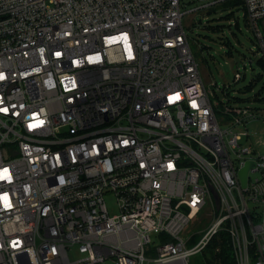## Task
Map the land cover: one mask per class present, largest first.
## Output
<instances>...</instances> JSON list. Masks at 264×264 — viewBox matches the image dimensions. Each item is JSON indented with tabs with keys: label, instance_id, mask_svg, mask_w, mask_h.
<instances>
[{
	"label": "built area",
	"instance_id": "built-area-1",
	"mask_svg": "<svg viewBox=\"0 0 264 264\" xmlns=\"http://www.w3.org/2000/svg\"><path fill=\"white\" fill-rule=\"evenodd\" d=\"M228 1L0 0V264H189L220 233L264 264V154L242 145L264 111L220 124L183 25ZM240 1L264 63V0Z\"/></svg>",
	"mask_w": 264,
	"mask_h": 264
},
{
	"label": "rangeland",
	"instance_id": "rangeland-1",
	"mask_svg": "<svg viewBox=\"0 0 264 264\" xmlns=\"http://www.w3.org/2000/svg\"><path fill=\"white\" fill-rule=\"evenodd\" d=\"M207 1L209 0H182V10L198 8ZM237 8L230 6L225 9L224 5L219 4L210 9L209 15L208 10H199L183 18L189 45L198 63L204 86L208 92L214 93L215 101L220 104L216 114L220 124L226 118L223 115L225 107L264 111V74L257 64L259 54L254 33L243 17L241 8ZM232 12L233 15H230ZM207 20L212 21V26H221L222 29L215 31L206 27ZM258 25L262 28V21ZM228 48L232 53L226 55ZM237 71L245 77L235 82L234 74ZM244 130L248 137L243 138L242 145L253 147L256 154H264V147L257 145V142L264 141V117L250 121ZM106 204L110 216L118 215L112 197L106 198ZM208 224L210 221L200 216L186 226L181 236L185 239L190 237L189 246H192ZM153 240L156 244L157 239L154 237ZM189 264H204L202 253L192 256Z\"/></svg>",
	"mask_w": 264,
	"mask_h": 264
},
{
	"label": "trees",
	"instance_id": "trees-1",
	"mask_svg": "<svg viewBox=\"0 0 264 264\" xmlns=\"http://www.w3.org/2000/svg\"><path fill=\"white\" fill-rule=\"evenodd\" d=\"M221 5H224L225 9L229 8L230 6H237L238 7L237 10H238L240 9L241 1L231 0L228 2H224ZM210 9H208V15L211 14ZM233 13L234 12H232L230 15H233ZM230 15H228L227 17L229 18ZM211 23H212L211 20H207L206 27H209L215 31L222 29L221 26H212ZM231 53L232 50L228 48L225 54L229 55ZM257 64L259 65L261 72L264 74L263 61L261 59H258ZM244 77L245 75L242 76V79H244ZM202 256H203L204 264H236L230 242L228 240V237L224 233H220L211 239V241L202 251Z\"/></svg>",
	"mask_w": 264,
	"mask_h": 264
},
{
	"label": "water",
	"instance_id": "water-1",
	"mask_svg": "<svg viewBox=\"0 0 264 264\" xmlns=\"http://www.w3.org/2000/svg\"><path fill=\"white\" fill-rule=\"evenodd\" d=\"M252 168H254V163L248 161L245 163L244 167L239 171V180L243 189L246 188L248 172Z\"/></svg>",
	"mask_w": 264,
	"mask_h": 264
}]
</instances>
